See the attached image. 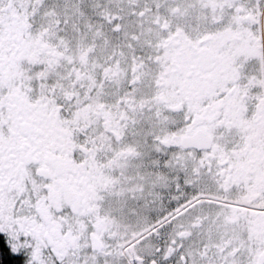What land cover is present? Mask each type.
<instances>
[{
  "label": "snow or ice",
  "instance_id": "6c2138e0",
  "mask_svg": "<svg viewBox=\"0 0 264 264\" xmlns=\"http://www.w3.org/2000/svg\"><path fill=\"white\" fill-rule=\"evenodd\" d=\"M0 264H264V0H0Z\"/></svg>",
  "mask_w": 264,
  "mask_h": 264
},
{
  "label": "flooded vegetation",
  "instance_id": "af4514ba",
  "mask_svg": "<svg viewBox=\"0 0 264 264\" xmlns=\"http://www.w3.org/2000/svg\"><path fill=\"white\" fill-rule=\"evenodd\" d=\"M0 242H2V237H0Z\"/></svg>",
  "mask_w": 264,
  "mask_h": 264
}]
</instances>
